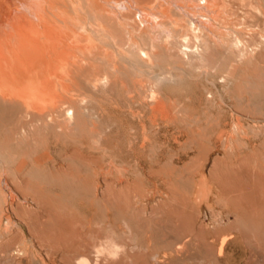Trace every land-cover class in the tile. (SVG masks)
Segmentation results:
<instances>
[{
    "label": "rangeland",
    "instance_id": "rangeland-1",
    "mask_svg": "<svg viewBox=\"0 0 264 264\" xmlns=\"http://www.w3.org/2000/svg\"><path fill=\"white\" fill-rule=\"evenodd\" d=\"M250 1L217 5L255 23ZM261 46L231 65L213 49L230 77L216 87L195 71L163 81L167 119L147 103L134 118L116 85L94 132L3 154L0 264H264Z\"/></svg>",
    "mask_w": 264,
    "mask_h": 264
},
{
    "label": "bare ground",
    "instance_id": "bare-ground-1",
    "mask_svg": "<svg viewBox=\"0 0 264 264\" xmlns=\"http://www.w3.org/2000/svg\"><path fill=\"white\" fill-rule=\"evenodd\" d=\"M217 1L0 0V181L9 166L1 156L18 146L45 148L94 132L112 108L111 87L124 92L121 101H131L129 113L140 121L146 103L150 118L171 115L160 85L178 73L210 75L213 87L227 81L211 51L228 50L230 62L264 45V3L250 1L248 13L260 20L249 23Z\"/></svg>",
    "mask_w": 264,
    "mask_h": 264
}]
</instances>
